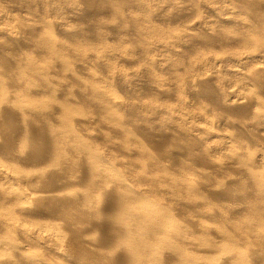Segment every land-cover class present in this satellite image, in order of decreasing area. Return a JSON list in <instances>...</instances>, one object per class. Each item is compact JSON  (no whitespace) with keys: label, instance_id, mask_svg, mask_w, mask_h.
Here are the masks:
<instances>
[{"label":"bare ground","instance_id":"1","mask_svg":"<svg viewBox=\"0 0 264 264\" xmlns=\"http://www.w3.org/2000/svg\"><path fill=\"white\" fill-rule=\"evenodd\" d=\"M128 1L114 0L110 6L114 18L124 29L128 27L127 23L140 28L147 21L148 32L158 38L165 36L151 26V22H149L151 15L149 17L145 14L144 18L133 17L129 19L131 20L129 22L124 17L125 9L132 6V2ZM235 1L232 3L235 4ZM239 1L236 3L237 5ZM247 2V6H239L240 9L235 5L240 13L236 12V7L227 6L233 13H236V18L233 19L239 23L237 25H242L246 31L241 32L240 28L237 33H232V31L229 32V27H227L228 30L224 29L225 26L220 28L221 30L217 27L216 30L213 22L208 23V21L202 24V31H197H200V35H197L196 31L187 25L186 30L181 29L180 35L170 38V40H176L177 43L165 40L162 41L165 44L161 46L164 51L168 53L174 51V54H177L176 49H179L180 41L186 39L191 45L198 44L202 48L215 49L218 46L222 52H224L223 49L228 50L224 47L231 46V44H239V46L248 49H258L256 52H259L260 49V63L256 62L254 67L251 66L250 70L242 73L243 80L253 85L257 90L256 94L251 91L252 89L246 91L245 94L251 92V95L249 94L245 98L247 104L239 103L234 106V104L222 100L223 98L220 95L218 97L219 93H216L212 87L213 79L205 78L206 75H197L199 78L195 83L201 88V91H198L199 96L215 94L216 98L210 97L212 100H216H211L212 103L216 102L220 106L223 105L224 108H230V111L238 109V111H244L245 114L251 115L250 123L246 124L244 118L245 124L236 125L237 128H254L264 133V94H262L264 93V63H261V60L264 59V10L258 7V3L264 4V0H247ZM90 12L88 9L83 10V16L86 14L88 16ZM243 12L245 14L252 13L257 19L256 22L249 23L245 17L242 19L240 15ZM162 13L161 9H155L152 17L161 18ZM172 14L173 12H171L170 18ZM26 23L19 22L14 25L15 27L0 29V38H2L0 55L2 53L3 57L4 54L9 53L8 57L5 55L7 58L0 56V133L2 134V137L0 135L2 138L0 155L4 154L1 156L2 160L0 159V200H4L0 205V233L4 238L2 241V236L0 237V264H264V150L260 148L259 153L256 147L257 152L252 153L253 150H256L251 145L250 148L253 150L244 146H248V143L244 144V139H240V135L233 136L236 139L231 136L229 139L226 138L228 140L226 153L230 162L223 164L218 161L219 164L214 161L212 165L222 175L227 174L229 168L235 166L238 170L237 173L235 172L236 178H230L227 181L225 179L226 183L220 182L224 185L222 186L211 179V182H208L209 178L206 177L207 183L204 185L208 189L207 191L210 189L212 193L217 192V195L214 193L216 201L205 200L206 197L203 198L200 194L198 182L202 176L198 181L193 179L195 173L191 172L192 175L190 174L191 162L185 166L181 161L179 162V159L178 162L176 160L177 152L183 153L184 151L179 147H183L184 144L181 140L180 143L183 144L179 145V140L182 139L180 134L178 135L179 131L177 130L178 133L175 130L167 132L168 130L164 129L167 126L164 125L163 117L155 116L153 120H144L132 113L126 116L122 110L126 105L117 103L118 97L116 98L113 93L109 94V87L101 86L97 76L88 78L89 85L83 84L80 85V88L88 87L89 95L96 101L95 106L97 105L96 107L100 110L95 115H98L97 117H100L101 120L89 117L87 120H76L77 123L75 121L73 123V119L70 117L73 113H78L77 109H81L78 107L74 109L75 106H73L74 111L76 110L73 112L72 105H68L71 101L66 100L68 95L65 90H68L69 84L60 80L58 82L56 79L55 81L52 74L49 73L50 69H45L43 66L39 68L33 58L25 57L26 53L23 56L20 52L22 50L18 49L19 46L16 45L27 41L32 42L38 48L45 50L49 57L56 60V64L64 72L60 73L65 76L72 75L75 78L74 70L70 67L69 61L65 59L63 53L65 48L62 49V44L58 43L48 25L41 27ZM43 25H45L44 22ZM67 35L68 37L69 35L74 36L68 32ZM180 50L183 49L180 48ZM76 51H79L78 57L81 61L85 62L89 59L81 50L76 49ZM252 52V54L255 53L254 50ZM10 54L15 55L18 61L23 57L27 58L26 64L23 65L22 61L18 64H10V58H16L10 57ZM256 58H258L256 55H252L251 62ZM165 60L162 62L165 63ZM150 61L151 68H156L155 62ZM171 65H161L160 68L168 71L178 69L176 67L174 69V66ZM52 70L54 71V69ZM173 71L170 72L176 73ZM188 73L190 72L188 71ZM35 76L40 79L38 78L39 82L36 81L39 85L37 84L35 87L36 93L34 91L33 93L38 97L36 96L34 99L32 97L34 94L31 96L27 89H30L29 86H34L33 78L35 79ZM6 78L9 79L8 82ZM10 88L15 91L12 90L9 93ZM71 90L68 91L71 92ZM60 91L66 92L64 101H67V104L59 100L65 96L64 93L60 98L58 97L59 99L56 97L55 93ZM72 94L70 93L71 96ZM77 95L76 97H79V93ZM39 96L47 97L45 98L47 101ZM82 96L81 93L80 97L83 99ZM81 98L78 99L81 100ZM38 99L42 101H37ZM60 102L64 105H60L62 108L58 109L60 110L58 117L54 114L56 111H51L53 113L51 114L50 108L57 104L54 107L57 110ZM95 121L98 124L101 121L105 124L101 123V126L106 127L107 125L110 128L108 132L116 134L113 144L108 142L110 137L108 139L107 134L105 137L108 140L105 138L103 140L104 143L107 141L111 146L119 148L120 153L124 154L121 156L122 158L124 156L125 159H122L119 165L116 166L113 163L115 157L113 159L108 154L107 156L101 154L99 149L96 150L97 146L94 147L97 152L94 151L92 142L88 143L85 141L86 139H83L84 137L74 133L73 126L75 124L87 126L92 123L96 124ZM51 122L53 124L55 122L56 126ZM143 122L147 125H144ZM195 131L197 130L195 129ZM67 132L70 133L67 134ZM204 133L213 135L210 130H206ZM245 136L242 137L246 138ZM117 137L120 142L116 143ZM16 140H18L17 143ZM192 143L190 142V147H192ZM145 144H148V147ZM195 149L197 148L195 147ZM189 151L192 150L188 149ZM184 153L180 155L183 156ZM112 154L111 156H113ZM199 154L201 155L199 158L202 159L205 154L208 155L206 152ZM192 155L194 156L196 153H192ZM9 156H12L14 160L11 158L10 161L7 160V163L2 162L4 157ZM189 156L192 157L191 159L194 158L190 154ZM168 159H170L169 161L176 160L172 165L173 167L177 166L176 171H174L175 167L169 168L165 165ZM11 160L17 161V163L18 161L24 162L25 168L28 170L22 167L14 170L7 168L12 166ZM193 166L195 167V164ZM121 167L123 170L120 169ZM194 170L196 171L195 168ZM79 171L81 173L84 171V176L79 178L78 184L76 183L77 179L74 185H70L68 176L73 173L72 175L77 177L76 173ZM125 172L129 179L124 177ZM122 173L124 174L122 175ZM206 175L208 174L206 173ZM1 181L8 182L10 187L3 188ZM15 184L18 186L17 188L12 187ZM221 202H226L228 205L234 202L237 207L233 211L225 207L228 208V211L223 209L224 207L222 208ZM233 213L239 215L238 218L234 217L236 214L232 216ZM28 224L31 225V229L27 226ZM212 225L216 227V230ZM211 226L216 231L214 233H217L216 242L207 237L208 232L210 234L212 231ZM65 229L71 232V237L66 236ZM69 232H67L68 235ZM17 238H20L21 241ZM15 239L21 243L12 245L15 243ZM250 241L256 243V246L253 243L251 245ZM32 247L33 249L42 247L48 256L39 254L40 250L38 251V249L36 252L38 255L25 254V251ZM80 247H85L87 251L80 250Z\"/></svg>","mask_w":264,"mask_h":264},{"label":"rangeland","instance_id":"2","mask_svg":"<svg viewBox=\"0 0 264 264\" xmlns=\"http://www.w3.org/2000/svg\"><path fill=\"white\" fill-rule=\"evenodd\" d=\"M113 1L114 0H0V29L15 27L14 25H17L19 22L26 23L27 21L29 24L28 23L26 24L32 25V26L40 25L42 27V26L48 25V27L52 29L54 37L56 38L58 43L60 45L62 44V49L65 48L63 49V53L65 55V59L69 61L70 67L72 68V70H74L76 74L75 78H73L72 75L69 76L67 74L65 76V74L60 73L63 71L61 67H59L56 64V60L54 58L52 59L51 57H49L47 53L45 52V50L38 48L32 42L27 41L25 43H22L16 46L17 47L19 46L18 49L22 50V51L20 50L19 51L23 54V56H25V53H26L25 57H28V56L32 57L34 60V63L37 64L39 68L43 66V68L45 69H48V70L50 69L49 73L52 74V77L54 80L56 79L57 81L60 80V81H64L68 83L69 84L68 90L72 89L71 92H69L68 90H65L67 91L68 97L70 93L71 94L75 93L76 95L79 93V97H76L75 94H74L75 96L72 94L73 99L75 100L72 99L71 95L69 97L70 99L66 97L65 91L64 92L60 91V92L55 93L57 95L56 96L57 98L58 97L60 98L61 95L64 93L63 95L65 96L62 97V99L61 98L60 99L58 98V99L63 103L66 102L67 104V101H64V98L66 97L67 98V99L65 98L66 100H70L72 102V103L71 102L68 103L69 106L72 105L71 106L72 109H73V106H75L74 109H77L76 107L81 109V110L77 109L78 113H73V115L70 117L71 119H73L72 122L75 121L77 123L78 120H87V118L89 117L100 119V117H97L98 115H95V113L97 114L98 112H100V110L96 107L97 105L95 106L96 101H94L89 95L90 91L88 87L84 89L80 88V85L81 86L83 84L89 85L90 80H88V78L92 76H97V78L100 80L99 81L100 85L103 87L104 86L109 87L108 88L109 94L113 93L116 96V98L118 97L117 103H124L126 105V107L122 109L123 113L126 114V116L127 114L129 115L132 113V114L138 115L140 119H144V120H153L155 116L163 117L164 125L167 126L164 129L168 130L167 132H170V131L173 132V130H175V132H177V130L179 131V133L178 132L177 133L178 135L180 134V136L182 137V139L180 138L179 140V145H182L183 143L184 144L186 143V144L185 145L183 144V147L179 146L180 150L185 151V153L183 151L185 155L181 156L183 153L182 152L180 153V151H178L177 152L178 158L176 157L177 162H178V159H179V162L181 161V163H183V165L185 164L187 165V163L191 162L192 165L190 164L191 166L190 167L187 166V167L190 168V174L191 172L192 174L195 173L193 174L195 175V178L193 177V179L197 181L200 180L201 178L203 179V181L202 179L198 181L200 184L199 187H200V194H202L201 196H203V198L206 197L205 200L208 199L209 201H216L215 197L217 195V192L212 193L210 189L209 191H207L208 189H206L204 185L207 183L206 182L207 178H209L208 182L209 181L211 182L212 180L213 182L216 181V183L218 184L220 182L224 184L226 183L224 181L225 179L227 181L230 178H236V173L238 171L235 168V166H232L229 168L227 174L222 175L218 173L214 169L215 166L213 167L212 165V162L214 161H217V162L219 161L220 163H223V164L230 162L228 160L227 153H226L227 151L226 146L228 142L226 138L229 139L230 136L238 137L240 135L239 136L241 137L240 139H244V144L248 143L249 147L247 145H244V146H246L250 150H253L257 147L259 153H260V148L261 150H264L263 149L264 148V138L262 135L263 132L258 131L257 129H254V128L247 129L248 127H240V128L238 127L237 128L236 125L242 126V124H245V123L247 124V122L250 123L252 121L251 115H249L248 113L245 114L244 111H238V109L237 110L231 109V111L233 110L231 112L230 108L228 109L227 107H225L226 108L225 110L223 105L220 106L216 102L215 104L212 103V101H216V100L214 99L212 100V98L210 97L212 96L215 97V94L210 95V96H205L207 94H204L203 96L202 95L199 96L198 91L199 90L201 91V88L198 87L197 86L198 84L196 85L195 83L197 79L199 78V76L197 75L200 74L201 76V74H203V75H206L205 78H212L213 79L211 81L212 87L216 93H219L217 94V96L220 95V97L223 98V99L221 98L222 100H226L230 102L231 104H234V106L239 105V103H242L245 105L247 104V101L245 100V98L251 93V92H247L249 94H245L246 91H249V89L250 90L252 89L251 91H253V93L255 92L254 94H256L257 90L253 87V85L248 84L247 82L243 80L242 73L250 70L251 66L254 67L256 62L258 64L260 63L261 50L259 49V52H256L258 51V49L257 50L250 49V48L248 49L247 47H242L241 45L240 47L239 44L238 45L234 44V45H237L234 47V45L231 44V46L228 45L229 48L228 46L224 47L228 50H225L221 47L224 50V52H222L221 49L218 48V46L215 49L214 48H202L198 44L191 45L188 40L183 39L180 41L181 44L180 46H178L179 49H176L177 54H174V51H171L170 53L164 51L162 46L163 44H165V42H162V41L166 40L167 42L169 41L170 43H177L175 42L176 40L175 41L170 40V38L180 35L179 33L182 32L181 29L182 28L185 29L187 25L191 26L192 29L196 31L197 35H200V31H202V24L207 23L208 21H209L208 23L213 22L214 28L216 30H217V27H219V29L220 28L222 29L223 26H225L224 29L228 30L227 27H229V32L232 31V33H235V32L237 33V31L240 30V28L242 29L240 31L244 32L246 31V29L244 30L242 28V25L238 26L237 25L238 22L236 21V19L235 20L233 19V18H236L235 17L236 13H233L231 11V8H228L227 6H230V7L237 6L240 9L241 6H244V5L247 6V3H248L247 0H240V1L236 0L235 4H233L234 0H129L130 2H132L131 8L134 6L135 7L133 9L126 8L124 12V17H126L127 20L130 22L131 20L129 19H132L133 17H137V18L143 17L144 18L146 16L151 15L149 22H151L150 24L152 27H155L163 35H165L162 38H158V36H155L152 33L147 31V26H148L147 21L140 28L131 26L129 25L130 23H127L128 27L125 26L126 28L124 29V27L121 26L118 20L114 18V15H113L114 13L110 9L111 3H113ZM238 1L240 4L238 3L237 5L236 3ZM230 3H232L233 5L232 4L230 5ZM237 7H236L237 9L236 12L240 13V10ZM258 7L260 9L263 8L262 10H264V4L262 2L258 3ZM87 9L90 10L91 12L88 14V16L87 14L83 16V10L85 11ZM155 9L156 10L161 9V12L163 11L162 13L163 15L161 18L154 17V16L152 17V13L155 12ZM170 11L173 12L171 18H170V14H171ZM243 13L240 15V17L242 16V19L245 17L249 23L253 21L256 22L257 19L252 15V13H246V14L245 13L243 14ZM43 22L45 23V25H43ZM118 23L120 24L122 28L119 26ZM69 30L71 31L69 32ZM198 30L200 31L197 32ZM67 32L70 34H74V36L69 35L68 37ZM139 32H140V35H138ZM0 41H2V38H0ZM180 48L183 50H180ZM76 49L81 50V52H83L85 56L89 59L85 62L81 61V59L78 57L79 51H76ZM250 50L251 52H249ZM252 50L255 51L254 54H252L253 53ZM7 54L9 53L7 52L6 54H4V56L6 55L8 57ZM1 55L3 54L1 53ZM252 55H256L258 57L253 62H251L250 60L252 59ZM4 56L3 57L1 56V57L4 58ZM6 56L5 58H7ZM12 56L13 58L16 57L15 55L10 54V57ZM25 57H23L22 60L19 59V61L16 60L17 57L15 59L10 58V64H18L19 62L21 63L22 61V64L25 65L27 62L26 61L27 58ZM150 60H153L155 62L156 68H151V65L149 63L151 62ZM163 60H165V63L162 62ZM168 60H170V63L172 65L168 63L169 62ZM261 63H264V59L261 60ZM161 65L162 66L171 65V66H174V69L176 68L178 69L174 71L170 70L173 72L176 71V73H172L168 71L167 69H164L165 71L161 69L160 68ZM51 68L54 69V71ZM190 68L192 69L191 71H190ZM177 70H180L178 71L180 73H178ZM188 71L190 73H188ZM35 77H36L35 78L36 80L33 78L34 86L33 85L29 86L30 89L32 90L27 89V91H30L31 96L32 94H34L32 96L34 99L36 98V96L38 97V95L35 94L36 93L35 87L37 86V84L39 85L38 83L39 77L37 76ZM6 79L8 82L9 79L8 78ZM77 83L78 84L80 83V84L78 85ZM10 90H9V93H11L13 89L10 88ZM33 91L35 93H33ZM81 93L83 95L82 97H84L83 99L80 97ZM41 97L42 96H39V98ZM42 98L45 99L47 97L43 96ZM78 98H81V100ZM90 99L92 100L89 101ZM39 100L41 99H38L37 101ZM45 100H43V102H45ZM63 103L61 104L58 103V104L60 106V105H64ZM54 105L55 106L50 105L52 106L50 108V112L56 111V113L54 114L58 115L59 117L60 115L58 113H60V110L58 109L62 108V106L57 107V110H58L57 112L56 108L54 109V107H56L57 104H54ZM74 109H73V112H76V110L74 111ZM82 109L85 111H83ZM92 110H95V111H92ZM228 111H230V113H228ZM239 112L240 114H238ZM51 114L53 113L51 112ZM234 118L235 120H232ZM244 118L246 119V122ZM97 121L99 123V120ZM97 121H95L96 124L92 123L91 124L92 126L91 125L80 126V125L75 124L76 127L75 125L73 126V129L75 132L73 131V129L72 131L76 134L78 133L79 136L81 135L82 138L84 137L83 139H86L85 140L86 142L88 143L92 142L93 150H94V147L96 148L97 146L96 150L99 149L101 154L105 156H107L108 154V156L110 155V157L111 158L113 157V159L115 157L116 160L114 159L115 162L113 161V163H115L117 166L119 165L120 162H122V159H125V158L124 156L122 158L121 154L122 155L124 154L122 152L120 153V151L118 150L119 148L117 149L113 147V145L112 146L110 145V144H113V142L115 143L114 139H116V136H115L116 134L114 133L113 135V132L112 134L111 132H108L110 128L107 127V125L105 127L104 126L105 124L100 121V124L101 123L104 124L101 126L100 124L97 123ZM51 124L56 126L55 122L54 124L51 122ZM143 124L147 125V123H144V122ZM102 128H104L105 130ZM195 129L197 131H195ZM206 130H210V132L213 135H205L204 132ZM225 132L227 133V135ZM69 133L70 132H67V134ZM106 134H107L108 139L110 137L109 139L110 141L108 142L109 143L112 142V143L108 144L107 141H105L104 143L105 139L108 140L107 137H105ZM108 134H111V135L109 136ZM0 135L2 137L1 133ZM244 135H246L245 136L246 138L242 137ZM1 137H0V142L2 139ZM236 137L235 138L233 137V138L236 139ZM17 141L18 140H16V143ZM118 141L120 142V140H118V137H117L116 143ZM180 141L183 143H180ZM190 142L191 143L193 142L192 147H190L191 146ZM197 142L199 145L197 144ZM194 145L197 149H195ZM250 145L251 147H253V149L250 148ZM188 149L192 150V151H189L191 153L188 152ZM198 149L203 150L202 152L203 153L206 152L208 153V155L205 154L203 159L201 157L199 158V156H201L199 153H202V152L200 150L198 151ZM99 151L98 153H100ZM253 152H257V150L256 151L253 150L252 153ZM192 153L194 154L196 153V155L193 156ZM111 154L113 156H111ZM189 154L193 156L194 158L191 159L192 157L190 158ZM3 155L4 154L0 155V159H1V156ZM9 157H4L7 159L3 158L2 162L5 161L7 163L8 162L7 160L11 158L12 160H14L12 156H9ZM196 158L197 160H195ZM169 160L170 159H168V161L166 160L165 165L167 167L169 166V168H174V167L176 168L177 166H174V167L172 166L175 164V163L173 164V162H176V160L175 161H172V160L169 161ZM202 160L205 161V163H202L203 162ZM209 162L210 164H208ZM11 163H12L11 164L12 166L7 167V168L14 170V169H17L18 167L19 168L22 167L23 169L28 170L27 168H25L26 164H24V162L22 161L20 162L18 161V163L17 161L16 162L12 161ZM193 164H195V167L193 166ZM194 168L196 169V171L194 170ZM120 169H122V167ZM177 169L178 168H176L174 171H176ZM82 173L81 171L76 173L78 178L75 175H72L73 173L70 174V176H68L67 178L70 181V185H74L77 179L78 181L76 183L78 184L80 181L79 178H82L84 176V173L83 175ZM206 173L208 175H206ZM123 174L124 173H122V175ZM127 175L128 174L125 172L124 177L128 178L129 176ZM1 182L4 186L3 188L8 189L10 187L8 182H4V181H1ZM222 184L220 183V185ZM12 187L17 188L18 186L15 184ZM214 193L216 194L215 196H214ZM3 202L4 200H0V205ZM226 204L227 206H225ZM221 205H222V208L224 207L223 209L228 210L229 208L232 211L235 210V207H237V204L234 202L232 204L229 203V205L226 202L225 203L221 202ZM225 207H228V208H225ZM234 214L236 213H233L232 216ZM236 215H234V217L238 218L239 215H237V217ZM27 226L31 229L30 224H28ZM212 226L216 230L217 224H215L216 227L214 225ZM212 226H211L212 231H210V234L208 232L207 237H209L210 240H214L216 242L217 233H214L216 231L213 230ZM65 230L66 231L64 232L66 233V236L69 237L71 235V232L67 231L68 229H65ZM67 232H69L70 234L68 235ZM1 236H2L1 239L3 241L4 238H3L2 233H0V237ZM17 239H15V243L12 245H15L16 243L18 244L21 243L20 238L18 239L20 240L19 242ZM252 243L254 246H256L255 245L256 243L251 242V245ZM41 248L38 249L37 247L33 249L32 247L31 249L26 250L25 254H30V255L33 254V256L38 255L36 254L37 249H38V251L40 250L38 252L39 254L47 255L45 249L43 248L41 249ZM81 249L84 251H87L85 247L83 248L80 247V250Z\"/></svg>","mask_w":264,"mask_h":264}]
</instances>
